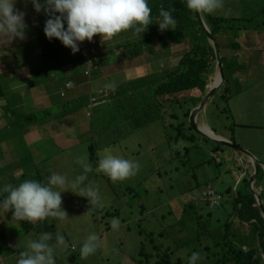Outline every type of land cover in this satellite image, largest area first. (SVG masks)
Segmentation results:
<instances>
[{"label": "rangeland", "instance_id": "obj_1", "mask_svg": "<svg viewBox=\"0 0 264 264\" xmlns=\"http://www.w3.org/2000/svg\"><path fill=\"white\" fill-rule=\"evenodd\" d=\"M214 1L223 5L216 6L215 13L227 17L223 25L231 27L220 34L219 43L223 54L232 60V64L225 69L226 80L220 91L201 110L198 123L203 125L206 122L223 136L234 135L239 145L250 147L247 150L264 164V43H244L258 35L255 32L251 33L252 37H245L241 41L236 39L245 28H264V0ZM189 25L186 24V28ZM190 28L189 34L193 32V27ZM189 39H185L183 44L190 43ZM135 41L131 38L128 46ZM231 41H239L246 47L250 45V51L244 46L242 52L236 50ZM51 50L53 60L45 64L46 68L62 57V50L56 44H52ZM108 58L114 64L118 55L110 53ZM79 67L72 70V75L75 73L74 76H78V83L82 84L81 93L73 95L74 100L70 101L66 95L69 89L64 87L65 96H59L64 104L59 114L64 116L70 110H75L91 128L88 135L80 140L85 143L78 150L79 175L66 177L60 174L57 166H44L53 154L48 156L41 172L44 191L54 209L33 232L21 225L20 239L13 247L20 251L32 239L34 245L53 255L55 264H76L74 260L79 251H86L88 264H128L124 259L126 255L139 259L140 249L148 253L141 258V264H155L165 252L172 262L181 260L182 264H214V254L219 252L218 249L211 248L208 259L202 255L195 256L197 252L194 250L198 251L195 244L198 240L194 238L198 224L196 220L188 221L190 225L182 231H178L181 225L177 221L184 213V203L189 200L197 201L205 212L211 211L214 216L225 210L229 216L231 209L228 202L222 207L209 208L203 200L190 196L201 195L208 185L222 188L223 184L218 179L229 177L226 173L228 168L240 173L244 167L239 154L230 148L216 149L212 141L200 136L195 142L168 138L176 132L173 125L183 119L173 118L172 113L181 115L190 107V103L185 102L187 95L176 96L173 100L162 97L165 114L163 108L151 111L142 105L136 106L135 110L125 105L109 109L107 104H103L96 108L93 117L88 116L90 92L97 95L99 89L108 86L97 82L100 67L93 68L90 75L84 71L80 73L82 66ZM217 71L218 67L211 76ZM154 82V79L149 81L150 87ZM119 86L136 87L138 81H125ZM92 143L95 144L97 167L88 150ZM185 147L191 148L187 150ZM228 152L236 154L231 161L225 159ZM235 184L238 186L239 182ZM65 187L72 188L74 194L61 202V189ZM79 196L88 199V209L82 207L84 212L75 204ZM61 203L64 207L60 206ZM107 211L109 214H106ZM205 212L203 216L207 217ZM187 213H190L189 208ZM208 221L210 228L220 226V230L225 231L224 223L229 220L218 221L214 217ZM201 224L205 226L206 221ZM240 228L241 238L249 236L252 231L248 224ZM192 232V238L182 240L190 245L189 248L175 249L178 244L176 235L187 237ZM263 241V238L255 235L250 245H258L262 249ZM204 243L208 244L207 241ZM154 245L157 248L154 249ZM58 254L60 259L57 258ZM77 260L84 261L78 257Z\"/></svg>", "mask_w": 264, "mask_h": 264}, {"label": "crops", "instance_id": "obj_2", "mask_svg": "<svg viewBox=\"0 0 264 264\" xmlns=\"http://www.w3.org/2000/svg\"><path fill=\"white\" fill-rule=\"evenodd\" d=\"M72 1L0 0V264H55L53 255L34 245L32 239L20 251L13 247L21 236V221L11 205L23 207L36 228L54 209L44 189L36 191L32 185L33 180L43 181L41 168L48 156L53 154L44 166L55 165L66 177L79 175L78 150L85 143L80 140L88 135L89 127L86 119L75 110L64 116L59 114L64 105L59 96L62 97L66 83L73 84L66 91L70 101L82 91L78 76L72 75V70L81 65L80 54L69 45L79 21L78 14L70 10ZM154 3L155 0H93L94 19L103 45L98 83L113 91L125 81L173 66L177 62V51L186 52L189 48L187 42L175 44L171 41L168 32L174 30L175 23L168 17L163 19L149 12ZM203 4L206 13L227 18L214 11L216 6L223 7L221 3L203 0ZM252 32L258 35L245 42L264 43V28H246L236 38L241 41L252 37ZM131 38L136 41L128 46ZM52 44L62 50V57L46 68L45 64L53 60ZM240 45L239 50L243 47ZM110 53L118 55L114 64L109 61ZM79 72L82 73L83 68ZM235 157V153L228 152L225 159L231 161ZM245 157L243 154L238 157L244 167L240 173L228 168L229 177L218 179L223 184L222 188H216L218 191L234 189L235 183L251 172V159ZM263 189L264 182H261L259 190L263 192ZM61 190L66 191V198L74 194L69 187ZM3 197H11V203L4 202ZM190 197L202 200L201 195ZM229 198L226 194L223 204L226 205ZM87 200L82 196L76 198L75 204L83 211V208L88 209ZM216 217L228 218L227 211ZM232 219L236 225L229 237L242 243L240 226L248 224L252 231L255 226L238 222L236 217ZM176 236L175 249L189 248L190 245L182 242L187 237ZM253 242L251 233L244 244L253 247L250 245ZM199 255L208 259L207 252L198 250L195 256ZM77 257L84 261L78 262ZM57 258L60 259L59 254ZM124 259L128 264H138V258L133 256L126 255ZM74 262L88 264L86 251H79Z\"/></svg>", "mask_w": 264, "mask_h": 264}, {"label": "trees", "instance_id": "obj_3", "mask_svg": "<svg viewBox=\"0 0 264 264\" xmlns=\"http://www.w3.org/2000/svg\"><path fill=\"white\" fill-rule=\"evenodd\" d=\"M158 10H161L163 13L169 11L170 19H176L177 25L174 29V33L171 34L173 40L182 41L190 37L189 41L194 43V45H192V48L182 56L178 65L173 70L168 71L160 81L153 84L152 87H150L149 84L144 85L131 94L130 96L132 99L137 96L142 97V101L140 103L134 101L132 107L135 110H137L136 106L140 107L142 105L151 111L153 109H160L163 105L160 101L161 96H170L174 99L180 92L190 90L191 92L187 95L185 100V102L190 103V107L187 111H183L181 115L172 114L173 118L179 119L182 117L183 119L177 121V123L173 125V129H175L176 132L174 135H169L168 138L171 140L175 139L176 141L183 139L195 142L196 137L200 135L194 132L190 127L188 117L192 108L201 99V92L204 93L206 90L208 75L213 70L215 52L213 47L208 44L206 36L202 31L193 10L188 7L185 0H172L170 3L158 0ZM226 19L227 18L213 15L207 17V23L212 29L213 35L231 29V27L222 25ZM188 23L190 25L186 28V24ZM190 27H193V32L189 34V30L192 29ZM223 63L225 70L231 65L232 61L227 60V58L223 56ZM145 81L146 79H140V82ZM136 93H138V95ZM119 96V93L116 94L112 104L116 100L122 99V97ZM224 97L226 98V96ZM231 139L238 145L233 135ZM214 145L216 149L222 148V145L220 144L214 143ZM89 146L91 158L96 160L93 150L95 144L92 143ZM190 148L191 147H185L187 150ZM258 175L263 176L264 170L260 169ZM242 181L244 188L241 190L237 188L235 193L233 192V195L235 194V196L231 202V209L236 212L242 221L251 222L256 229H260L259 225H261L260 236L264 237V217L260 208L255 204V197L250 190H248L249 178L245 177ZM188 208L190 213H187ZM184 212L188 216H193V218L199 222L197 224V232L195 235L197 240L200 241L197 249L207 253L211 248L219 250L218 253L214 254V257H216V260L213 262L214 264H230L232 260H234V264H263V257H256L257 251L255 248L246 250L244 245H240L234 239L229 237L230 230H227V228L232 227L230 221L226 223L225 231H222L220 230V227L210 228L208 226L210 221L206 222L205 226L202 225L201 222L203 221H201V216L197 214V211L194 210L192 204L186 205ZM209 216H212V213H209ZM254 219L256 220L254 221ZM20 221L26 229H33V225L27 216H20ZM204 241H207L208 244H205ZM255 257L258 262H253ZM138 263L141 264L140 261H138ZM155 264H182V262L181 260L172 262L168 253L165 252L160 255V259Z\"/></svg>", "mask_w": 264, "mask_h": 264}, {"label": "clouds", "instance_id": "obj_4", "mask_svg": "<svg viewBox=\"0 0 264 264\" xmlns=\"http://www.w3.org/2000/svg\"><path fill=\"white\" fill-rule=\"evenodd\" d=\"M162 1H165V2H168V3H170V1H172V0H162ZM186 2H187V4H188V7H190V9H192L193 10V12H194V15H195V17H196V19H197V16H196V14H195V10H194V6H193V4H194V0H185ZM201 1V14H202V19L204 20V22H205V24L207 25V27L209 28V30H210V32H211V34L213 35V33H212V29L210 28V26H209V24L207 23L208 21H207V17L208 16H210V15H213V16H218V15H214V14H211V13H206L205 12V8H204V4H203V0H200ZM92 5H93V0H73L71 3H70V10L72 11V12H75L76 14H78V16H79V21H78V25H77V29L75 30V34H74V36L72 37V39H70L69 40V45L71 46V48L72 49H74V50H76V51H78V53L80 54V66H82V68H83V71H84V73L86 74V75H90L91 74V70L93 69V68H97V67H100V62H99V59H100V50H102L103 49V45H102V40H101V34L99 33V30H98V28H97V24H96V21H95V19H94V14H93V7H92ZM149 12H151V13H153L154 15H159L161 18H169L170 19V16H169V14H170V12L169 11H166V12H162L161 10L159 11L158 10V0H155V3H154V5L149 9ZM167 12H168V14H167ZM219 17H221V16H219ZM224 18V17H223ZM228 19V18H227ZM226 19V20H227ZM170 20H172V21H174V23H175V27H176V25H177V21H176V19H170ZM197 21H198V19H197ZM198 23H199V21H198ZM199 25H200V23H199ZM223 25V24H222ZM200 27H201V25H200ZM202 28V27H201ZM257 29H262L261 27H256ZM175 29V28H174ZM246 29V28H245ZM202 31L204 32V34H205V36H206V38L209 40V42H210V45L213 47V49H214V52H215V48H214V44H213V41L209 38V36L205 33V31L203 30V28H202ZM225 32H227V31H222V32H220V33H218L217 35H213V37H214V39L218 42V44H219V47H220V43H219V41L221 40L220 38H219V36H220V34L221 33H225ZM172 33H174V30H172V31H170V32H168V34L170 35V39H171V41H173L175 44H179V43H182V42H184L185 41V39L184 40H182V41H175V40H173V38L171 37V34ZM238 36V35H237ZM236 36V37H237ZM237 39V38H236ZM251 42V41H250ZM250 42H244V43H249L250 44ZM188 44H190L189 45V48L186 50V52L187 51H189L191 48H192V45H194V43H192V42H190V43H188ZM231 45L233 46V48H235L236 50H238V51H241V50H243V49H241V50H239L240 49V47H241V45H240V43H239V41H234V42H232L231 41ZM226 46V45H225ZM243 46H244V48L245 49H248L249 51H250V48H251V46L249 45L248 47H246L244 44H243ZM185 51L184 52H181V49L179 50V51H177V62L173 65V66H169V67H162L161 69H160V71L159 72H154V73H151V74H149V75H147V76H145V77H140V78H138V79H136V80H134V81H138V86H136V87H128V86H120V87H118V88H115L113 91L111 90V91H109V89L108 88H104V89H99L98 91H97V95H94L92 92H90V100H89V102L87 103V108H89L90 110H88L87 111V115L88 116H90V117H93L94 116V114L96 113V108H98V107H100L101 105H103V104H107L108 105V107H109V109H112V108H120V107H123V106H125V105H130V106H132L133 105V103H134V101H136L137 103H140L141 101H142V97L141 96H137L136 98H134V99H132L131 98V94H133L134 92H136L137 90H139V88H141V87H143L144 85H147V84H149V81L150 80H152V79H154V84H156L158 81H160L161 79H162V77L168 72V71H170V70H173L177 65H178V63H179V61H180V59L182 58V56L186 53ZM220 52H221V56H222V61H223V56H225L226 58H227V60H229V61H232L231 59H229V57L228 56H226V55H224L223 54V52H222V50H221V48H220ZM213 70H212V72H210L209 73V75H208V78H207V83H206V90H205V92L204 93H202L201 92V99L198 101V103L192 108V110L205 98V96L209 93V91L211 90V88L216 84H214V85H212V86H210L209 87V83H210V81H212L213 80V78H212V76H211V74L214 72V69L216 68V67H218V71H217V74H216V76H219V66H218V61H217V57H216V53H215V59H214V62H213ZM232 64V63H231ZM223 69H224V63H223ZM155 76H157V77H155ZM211 76V77H210ZM140 79H146V81L145 82H140ZM225 70H224V81H223V83H222V85H221V87L219 88V90L208 100V102L220 91V89L222 88V86H223V84H224V82H225ZM218 82V81H217ZM72 86V82H67L66 83V88H68V87H71ZM189 91L190 90H185V91H182V92H180L179 93V95H177V96H185V95H188V94H190L189 93ZM120 94V96L119 97H122V99L121 100H116L113 104H112V102H113V100H114V97L116 96V94ZM62 96H65V92L64 91H62ZM137 95H138V93H136ZM204 96V97H203ZM162 97H167V98H171L170 96H161L160 97V101L162 102V100H161V98ZM127 99H130L131 101L130 102H127L126 100ZM172 100H173V98H171ZM175 99V98H174ZM208 102H207V104H208ZM112 104V105H111ZM163 104V103H162ZM206 104V105H207ZM206 105L201 109V110H203L205 107H206ZM160 108H163V111H164V114L166 113L165 112V110H166V108L162 105ZM192 110L190 111V114H191V112H192ZM201 110L199 111V113H198V115H197V124L199 125V123H198V119L200 118V112H201ZM173 114V113H172ZM190 114H189V117H188V122H189V125H190V127L192 128V126H191V124H190ZM185 120L187 121V119L185 118ZM204 122V121H203ZM204 124H207L206 122H204ZM203 124V125H204ZM208 125V124H207ZM200 126V125H199ZM201 127V126H200ZM208 127H209V129H212V130H214L216 133H218L214 128H212V127H210L209 125H208ZM202 128V127H201ZM193 129V128H192ZM194 130V129H193ZM89 131H91V128H89ZM195 132V131H194ZM197 133V132H196ZM198 134V133H197ZM219 134V133H218ZM200 135V134H199ZM221 135V134H220ZM223 136V135H222ZM234 136V135H233ZM200 137H203V138H205L206 139V137H204V136H201L200 135ZM224 137H226V138H228V139H230L231 141H232V139H231V137H232V135L230 136V137H227V136H224ZM197 138V137H196ZM207 140H210V141H212L211 139H209V138H207ZM213 143H217V142H214V141H212ZM237 142V141H236ZM217 144H219V143H217ZM235 144V143H234ZM221 145V144H220ZM237 145V144H236ZM237 146H240V147H242L241 145H237ZM90 146H88V150H89V152H90V148H89ZM224 148H229V147H226V146H223L222 145V148H220L219 150H223ZM244 148V147H243ZM230 149H232V148H230ZM246 149V148H245ZM94 150V149H93ZM232 150H234V149H232ZM247 150V149H246ZM236 153H238L239 155H241V154H243L244 156H246V157H250V162H251V165H252V170H251V172L247 175V176H243L242 178H241V180L239 181V185L238 186H236L234 189L233 188H231V189H229L228 190V192H220V191H218L215 187H213V186H211V185H208L203 191H202V193H201V198H202V200L204 201V204L206 205V206H208L209 208H214V207H222L224 204V201H225V196H226V194H228V195H230V198L228 199V204L230 205V209L232 208L231 207V202H232V200H233V197L235 196V194L233 195V192L235 193V191H236V189L238 188V189H243L244 188V184H243V179L245 178V177H248L249 178V188H248V190H250V192L252 193V195L255 197V199H256V205L260 208V210H261V212H262V215H263V217H264V210H263V208H262V205H261V203H263L264 204V189H263V192H262V190H259V186H260V183L261 182H264V175L261 177L260 175H258L257 174V180H256V183H255V192H256V194L258 195V197L253 193V191H252V187H250V177H251V174L254 172V165H253V162L256 160L257 162H259V171H258V173L260 172V167H261V169H263L264 170V164L263 163H261V160L259 161L258 159H256V157H254L253 155L252 156H249L248 154H246V153H241V152H238V151H236V150H234ZM94 153H95V150H94ZM95 158H96V156H95ZM94 161V162H93ZM92 162L93 163H95V165H96V167L98 166V163H97V159L96 160H93ZM263 162V161H262ZM263 166V167H262ZM42 180H43V178H42ZM32 185L34 186V189L36 190V191H40V188L42 187L43 189H45V185H44V180L42 181V182H39V181H36V180H33V182H32ZM208 190H213L214 191V195H215V197L218 199V203H213V199H212V196L211 195H209L207 192H208ZM18 193H21L19 190L17 191ZM61 193L63 194V197L62 198H60V201L61 202H63L65 199H66V191L65 190H61ZM259 195L261 196V198L263 199V202L260 200V198H259ZM81 197L82 196H79V197H77V198H80L81 199ZM3 199H4V197H3ZM11 197H6L5 199H4V202H6V203H11ZM188 204H192L193 206H194V210H196L197 211V214L198 215H200L201 216V221H206V222H208V219H212V218H214L215 217V219L216 220H218V221H220L221 219L220 218H218V217H216V216H214V214L211 212V211H208V212H205L204 211V209L201 207V206H199V204H198V202L197 201H195V200H189V201H187V202H185L184 203V205H183V212H184V209H185V206L186 205H188ZM54 206V205H53ZM60 206L61 207H64V205H63V203H61L60 204ZM11 207H12V209H13V211L16 209V211H17V213H18V215H19V218H20V216H22L23 214L25 215V216H29L26 212H25V210L23 209V207H21V206H19V205H16V204H12L11 205ZM173 207V206H172ZM203 209L202 211L200 210V209ZM21 213H23V214H21ZM203 212H205L206 214H207V217H204L203 216ZM170 213H172V212H170ZM209 213H212V216H209ZM106 214H109V212L107 211L106 212ZM232 217H236V219H237V221L238 222H244V223H249L250 225H252L251 224V222H246V221H242L241 219H240V217L236 214V212L235 211H233L232 209H231V211H230V214H229V216H228V218H226L227 220H229L230 222H231V225H232V227H228L227 228V230H230V234H231V230L235 227V225H236V223L234 222L235 220L234 219H232ZM29 219V221L31 222V224L33 225V229H31L30 231H35L36 230V228H35V226H34V224L32 223V221L30 220V218H28ZM196 219H194L193 218V216H188L185 212L183 213V215H182V217H181V219H180V221H177V222H179L180 223V225H181V227H180V229H181V231L182 230H185L184 228L185 227H187L188 225H190V224H188L187 222L188 221H190V222H194ZM223 220V219H222ZM256 219H254V221H255ZM228 221V222H229ZM196 222L197 223H199L197 220H196ZM202 223V222H201ZM21 225L23 226V224H22V222H21ZM224 225H226V223H224ZM100 226H101V223H100ZM253 226V225H252ZM24 227V226H23ZM218 227H220V226H218ZM259 227H260V229H256V227H255V229L253 230V231H251L250 233H249V236H245V237H247L248 239H246V238H241L242 239V243L241 242H239V241H237L239 244H241V245H244V247H245V249L246 250H250V249H254L255 248V250L257 251V255H256V257L257 256H262L263 257V264H264V241L263 242H261V245H262V249H260L259 247H258V245H256V246H254V247H249L247 244H244V242H246V241H248L249 240V238L251 237V233H252V237L254 238V236L255 235H257L260 239H264V237H261L260 236V234H261V225H259ZM25 228V227H24ZM193 229H192V225H191V231H192ZM224 231V230H223ZM161 235H162V232L160 233ZM229 234V235H230ZM192 235H193V232L191 233V234H189L188 236H187V238H192ZM194 238H196V236H194ZM199 242L200 241H198V242H196L195 244H196V247L198 246V244H199ZM194 244V243H193ZM75 247V246H74ZM74 247H72V249L74 248ZM155 247H157L156 245H154V249H155ZM171 248H168V250H170ZM195 252H197L196 250H194ZM139 254H140V258L139 259H137V262L138 261H140L141 262V258L142 257H144V256H146L148 253H146L143 249H140V251H139ZM256 257H255V259H254V261L253 262H258L257 261V259H256ZM139 264V263H138ZM230 264H234V263H232V261L230 262Z\"/></svg>", "mask_w": 264, "mask_h": 264}, {"label": "water", "instance_id": "obj_5", "mask_svg": "<svg viewBox=\"0 0 264 264\" xmlns=\"http://www.w3.org/2000/svg\"><path fill=\"white\" fill-rule=\"evenodd\" d=\"M194 10H195V14L197 16V19L201 25V27L203 28V30L205 31V33L209 36V38L213 41L214 44V48H215V53H216V57H217V61H218V66H219V80L218 82L211 88V90L209 91V93L205 96V98L192 110L191 114H190V124L192 126V128L194 129L195 132H197L198 134H200L201 136H204L206 138L211 139L214 142H217L223 146L232 148L238 152L241 153H246L249 156H252V154L246 150L243 147L237 146L236 144H234L233 141H231L230 139L216 133L214 130L210 129L211 132H213L212 134H209L208 132L204 131L198 124H197V115L199 113V111L207 104L208 100L219 90V88L221 87L223 81H224V69H223V61H222V56H221V52H220V47L218 42L214 39L213 35L211 34L209 28L207 27V25L205 24L204 20L202 19V14H201V1L200 0H194ZM254 165V172L251 174L250 177V187H252V191L253 193L258 197V195L255 192V183L257 180V174L259 171V162H257L256 160L253 162ZM260 200L263 202V199L261 198V196L259 195ZM262 208L264 210V204L261 203Z\"/></svg>", "mask_w": 264, "mask_h": 264}, {"label": "bare ground", "instance_id": "obj_6", "mask_svg": "<svg viewBox=\"0 0 264 264\" xmlns=\"http://www.w3.org/2000/svg\"><path fill=\"white\" fill-rule=\"evenodd\" d=\"M212 78H213V80L210 81V83H209V87L212 86V85H214L215 83H217V81L219 80V76H216V74L213 75ZM200 126L202 127V129H203L204 131H206V132H208L209 134H212V135H213V132H211V130L209 129V127H208L207 124L200 125Z\"/></svg>", "mask_w": 264, "mask_h": 264}, {"label": "built area", "instance_id": "obj_7", "mask_svg": "<svg viewBox=\"0 0 264 264\" xmlns=\"http://www.w3.org/2000/svg\"><path fill=\"white\" fill-rule=\"evenodd\" d=\"M207 193L212 196L213 203H218V199L215 197L213 190H208Z\"/></svg>", "mask_w": 264, "mask_h": 264}]
</instances>
